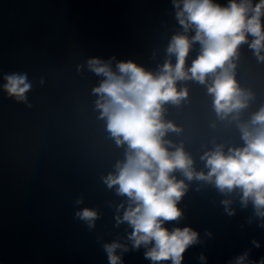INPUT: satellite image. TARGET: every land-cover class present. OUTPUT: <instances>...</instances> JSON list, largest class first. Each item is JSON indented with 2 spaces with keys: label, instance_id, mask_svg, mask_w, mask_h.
I'll use <instances>...</instances> for the list:
<instances>
[{
  "label": "water",
  "instance_id": "95a60500",
  "mask_svg": "<svg viewBox=\"0 0 264 264\" xmlns=\"http://www.w3.org/2000/svg\"><path fill=\"white\" fill-rule=\"evenodd\" d=\"M212 2L226 7L230 0ZM182 7L183 0H0V264H110L104 245L114 242L119 264H153L145 256L152 244L135 248L133 228L123 221L129 197L105 183L129 149L100 117L93 89L104 77L88 62L98 59L114 72L132 62L154 74L175 65L172 38L195 35L177 19ZM261 25L264 31V15ZM253 39L248 34L233 59L238 87L249 94L246 107L220 119L211 78L177 81L187 96L163 106L164 121L179 129L166 133L167 146H182L195 172H209L202 157L217 146L226 154L245 147L241 125L258 127L251 121L264 108V60L250 48ZM200 53L192 43L186 69ZM13 73L26 74L31 85L24 101L4 90ZM170 175L186 189L176 205L180 217L163 226L197 233L181 264H237L245 253L244 264L264 260V216L251 199L244 202L242 189L221 191L179 169ZM84 209L96 213L91 227L77 216Z\"/></svg>",
  "mask_w": 264,
  "mask_h": 264
},
{
  "label": "clouds",
  "instance_id": "9594fccd",
  "mask_svg": "<svg viewBox=\"0 0 264 264\" xmlns=\"http://www.w3.org/2000/svg\"><path fill=\"white\" fill-rule=\"evenodd\" d=\"M262 15L264 0H259L255 6L251 0H230L226 7L212 0H183L177 19L185 32L193 28L195 35L190 39L186 35L172 38L168 52L176 56L175 65L165 63L159 73L154 74L132 62L119 63L118 72L98 59L88 62L92 71L104 77L93 89L98 94L96 107L100 117L107 119L108 130L116 143H127L129 149L126 160L116 165L117 174L106 177L105 183L109 187L118 185L117 192L129 197L131 203L123 221L133 228L130 239L135 248L152 244L145 256L153 264L166 260L181 264L182 254L197 240V233L188 227L170 232L163 226L165 221L181 215L176 205L186 185L170 175L176 169L188 180L195 177L214 181L221 191L239 187L244 202L251 199L257 213L264 216V108L251 121L258 127L241 125L245 147L229 149L226 154L223 146H217L214 151L205 153L202 159L209 168L207 174L194 171L193 160L182 146L169 150L170 142L164 137L169 130L179 129L163 119L164 104L179 103L188 94L186 89L177 90V81L181 80L194 79L204 84L211 78L208 92L213 96L214 109L220 119L246 107L249 94L238 87L233 59L238 55V47L247 42V35L251 34L254 39L249 46L264 60L260 55L264 50ZM194 42H199L201 53L186 69L185 58ZM4 79L8 95L24 101L31 87L26 74L13 73L5 75ZM77 216L89 221L91 227L96 213L84 209ZM104 247L110 264H119L120 257L115 250L121 245L114 242ZM246 256L247 253L239 257L237 264H244ZM260 264H264V260Z\"/></svg>",
  "mask_w": 264,
  "mask_h": 264
}]
</instances>
